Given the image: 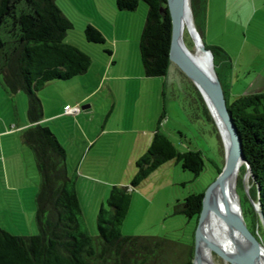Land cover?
Returning <instances> with one entry per match:
<instances>
[{"label":"rangeland","instance_id":"1","mask_svg":"<svg viewBox=\"0 0 264 264\" xmlns=\"http://www.w3.org/2000/svg\"><path fill=\"white\" fill-rule=\"evenodd\" d=\"M201 1L202 5L199 4L194 11V17L192 16L193 23L205 47L215 55L217 76L224 87L226 99L232 102L240 96L263 93L264 23L252 20L254 7L247 3H243L242 6L219 5L216 0H211L206 21V0ZM222 2L225 3V0ZM56 4L73 23V29L67 33L63 42L78 47L90 56L93 65V71L89 74L90 80L96 78V70H99L101 65H123V68L116 67L122 69L118 73L119 76L135 78L137 73L143 74L139 39L147 12L145 3L140 2L133 12L119 11L115 0H56ZM87 25L100 30L105 39L103 44H92L85 40L84 30ZM184 41L194 52V45L188 34L185 35ZM116 44L118 52L114 59L115 64H111L114 55L109 56L107 51L114 53ZM258 48L260 52H257ZM173 65L170 64V72L167 74L170 84L165 88V95L159 94L157 100L151 98L148 102L147 96L152 88L145 85L142 102L137 108L139 111H146L149 104L151 116L154 115L155 121L157 118L161 120L158 131L165 134L179 152H200L203 169L195 176L192 172L184 170L181 162L170 160L149 174L137 188H128L131 195L130 204L120 227L121 235L160 239L166 248L165 251L150 257L146 264H181L185 261L186 248L191 246L195 219H187L176 214V206L189 195L204 192L216 179L218 170L222 169L225 162V146L218 127L214 121L213 126L208 120L192 86L180 82L179 77L183 76L178 70V74L172 72ZM82 77L84 76L67 81H54L52 83L55 87L51 91L55 96L59 95L60 99L71 100L74 96L68 94L72 91L71 83L83 79ZM143 79L147 80L144 76ZM153 81L159 83L161 78H155ZM131 82L122 81L114 91V97L118 100L114 109L116 115L122 113L124 105L125 111L131 109L132 96L135 94L133 86L137 84L136 81H133V84H130ZM87 83L90 84V81ZM0 85H3L1 79ZM76 87L81 89L79 86ZM45 92L48 93V90H40L37 93L39 99ZM8 95L3 96L0 89V228L16 236H34L38 233L35 199L40 178L32 151L23 145L21 133L18 134L11 125L13 123L21 126L26 122L27 97L22 92ZM109 105L105 94L93 99V107L96 110L94 112L97 115L107 112ZM163 108L166 116L162 113ZM126 136L131 138L130 135H123L124 138ZM118 137L112 134L104 140L111 141ZM103 153L105 155L99 153L100 157L109 154L108 151ZM96 159L84 164V170L87 172H78V176H89L88 179L93 182L88 184L97 191L92 193L90 189L88 191L90 195L92 193L90 197L83 192L80 199L82 205L80 208L83 209L81 226L91 237H97L96 217L100 208L97 204H100L104 197L101 194L106 195L103 201L106 208L110 189L113 186L128 187L135 174L136 163L130 166L112 163L109 166V158L105 161ZM118 181L126 185H116ZM103 189L107 192L102 191ZM248 189L249 171L243 166L239 168L235 193L241 211L244 208L245 212L249 210L244 197V192L248 193ZM252 206L255 207L254 202ZM241 213L242 222L246 225L245 219L248 218ZM142 254L135 256L128 253L131 264L142 261ZM234 254L242 258L244 253L238 250L234 251ZM212 259L215 264H229L217 257Z\"/></svg>","mask_w":264,"mask_h":264},{"label":"trees","instance_id":"2","mask_svg":"<svg viewBox=\"0 0 264 264\" xmlns=\"http://www.w3.org/2000/svg\"><path fill=\"white\" fill-rule=\"evenodd\" d=\"M140 2L147 6L139 39L143 76L161 78L171 64L168 57L171 22L166 0H115L117 9L127 12L135 11ZM201 3V0H190L193 17ZM72 29L73 23L59 9L56 0H0V79L7 93L22 92L27 97L26 120L32 127L23 132V139L33 153L40 178L35 199L38 233L16 236L0 228V264H131L128 253L135 256L143 253L142 261L137 264H146L150 257L166 248L160 239L121 235L120 227L130 204L128 188H137L149 174L170 160L181 162L184 170L198 176L203 169L202 155L196 151L179 152L165 134L155 131L149 148L135 163L129 186H113L106 200L107 207L99 208L97 237L83 231L75 184L66 170L65 151L51 130L39 124L43 108L37 95L45 84L70 80L84 74L91 65L87 53L63 42ZM84 35L88 43L105 42L95 26L87 25ZM107 54L111 56L112 52ZM177 70L191 84L213 124L195 86ZM226 105L247 162L243 166L249 171V189L248 193L244 192L249 210L245 212L242 208L248 218L245 223L250 232L259 229L263 234L252 202L259 203L264 218V92L240 96L232 102L226 99ZM203 193L191 194L176 206V214L195 219L191 246L186 248L185 261L181 264H193L194 231Z\"/></svg>","mask_w":264,"mask_h":264},{"label":"crops","instance_id":"3","mask_svg":"<svg viewBox=\"0 0 264 264\" xmlns=\"http://www.w3.org/2000/svg\"><path fill=\"white\" fill-rule=\"evenodd\" d=\"M216 1L219 5L233 6H242L244 5L243 3H247V5L254 7L252 20L258 23H264V0H231V2L229 0H225V3L222 2V0ZM212 3L214 4V1ZM210 4L211 0H206V21L208 20V6H210ZM117 52L118 46L116 44L115 52L112 53V56L114 55V57L111 59V64H115L114 59ZM257 52H260L259 48L257 49ZM119 66L123 68V65H101L99 70H96V78H94V80L91 79L92 81L89 78V74L93 71V65L89 66L86 72L82 74L84 76L82 77L83 79L73 81L75 83H71L72 91L68 93L74 95L71 100L63 98L60 99L61 97L57 94L55 96L53 91H51L52 88L55 87V84L52 82L45 84V86L41 89V91L47 89L48 93L45 92V95L40 98L43 115L39 124L50 129L60 145L63 147L65 151L67 174L74 181L75 191L80 206H82L80 199L83 192L84 195H89V197L93 192H97L96 189L92 188L88 184V182H93L91 179H88L89 176H78L79 171L87 172V170H84L83 167L85 163H89L96 158V160L101 159V161L102 159L105 161L109 158V166L112 165V163L130 166L144 155L145 150H147L150 142L152 141L154 132L161 126L160 118H157V121H155L153 118L154 115L151 116L149 104L146 111L141 110V107V111H139L137 106L139 107L142 102L144 92L143 88L145 85L152 88V91L148 93L147 96L148 102L151 98H155L157 100L159 94L165 95V88H168V85L170 84L167 78V74L170 72V66L167 74L164 77H161V81L159 83L157 81H153L155 78H149L145 81L142 73H137L135 78L119 76L120 74L118 73L122 71V69H116V67ZM173 66L174 69L172 72L174 74H178L176 66ZM179 78L180 82L191 86L189 82L186 83L187 80L184 77ZM129 80L132 81L130 84H133V81H136L137 83L136 86H133L135 94L132 96L133 101L131 109L125 111L124 105L122 113L120 115H116L114 109L116 101L118 100L114 97V91L118 89V87L122 84V81ZM88 81H90V84L87 83ZM138 84L140 87H138ZM0 86L2 95L9 96L4 86ZM76 86H79L81 89H77ZM148 91L149 90H147V92ZM77 92L79 94H76ZM102 94L106 95L110 105L107 112L102 113V115H97L94 112L96 110L93 107V99ZM66 106L77 108V112L65 113L64 108ZM164 110L165 109L163 108L162 113L166 116ZM129 111L131 112L128 113ZM164 120L166 121L167 117H165ZM11 125L15 131L17 130L18 134L21 133L20 138L23 145L26 146L23 139V132L32 126L28 124L27 120L21 126H17L13 123ZM112 134L118 135L119 137L111 141L108 139L107 141L104 140L108 137V135ZM123 135H130L131 138L128 136L124 138ZM105 151H108L110 155L106 154V156L100 157L99 153L105 155L103 153ZM100 165H102V162ZM123 183L124 182L118 181L115 184L126 185ZM90 189L92 190L91 195L88 193ZM102 191L107 192L106 189H103ZM101 196L104 197L102 198L100 204H97L100 205V207L103 206V201L106 198L105 194H101ZM81 211L83 212L82 207Z\"/></svg>","mask_w":264,"mask_h":264},{"label":"water","instance_id":"4","mask_svg":"<svg viewBox=\"0 0 264 264\" xmlns=\"http://www.w3.org/2000/svg\"><path fill=\"white\" fill-rule=\"evenodd\" d=\"M166 5L171 22L169 61L193 83L201 95L212 120L218 127L225 146V162L222 170L203 193L201 211L194 231L195 250L193 264L199 262L201 251L206 255L217 257L229 264H264V218L259 203H255L254 209L258 214L263 234H260L259 229H256L255 233H252L244 222L235 224L227 215H223L225 223L233 227L242 237L246 238L248 254H243L242 258L237 257L232 252L226 251L216 241L209 230L210 223L208 226H205L208 215L218 196H221L224 200L221 206L222 211L229 209L225 199L224 183L239 165L241 167L243 165L247 166V162L241 151L237 132L227 110L223 88L214 69L213 54L209 49L205 48L194 26L190 0H166ZM186 15L190 16V26L186 25V32L194 45V53L189 50L184 41L183 20ZM197 45L199 47L198 52L196 50ZM217 120L224 128L228 138V147H226ZM239 207L241 210L240 203Z\"/></svg>","mask_w":264,"mask_h":264},{"label":"bare ground","instance_id":"5","mask_svg":"<svg viewBox=\"0 0 264 264\" xmlns=\"http://www.w3.org/2000/svg\"><path fill=\"white\" fill-rule=\"evenodd\" d=\"M186 25L190 26L189 15H186L183 20L184 33L186 30ZM196 50L198 52L199 50L198 45ZM217 124L225 141L226 147H228V138L226 136L224 128L218 120H217ZM239 168H241V165L238 166V168L229 176V178L224 183V191L226 194L225 199L229 209L225 210L226 212L222 211L221 206L223 205L224 200L222 199L221 196H218L217 199L215 200L213 208L211 209L208 215V219L205 222V226H208V224L210 223L209 230L212 232L211 235L226 251L234 253V251L240 250V253H244L245 255H247L248 245L246 238L242 237V235L239 234L233 227L225 223L223 217V215L225 214L229 217V219L233 223L235 224L242 223V213L239 207V200L235 193V186L238 178ZM196 264H215V263L213 262L211 255L208 254L206 255L201 251L199 262H197Z\"/></svg>","mask_w":264,"mask_h":264},{"label":"built area","instance_id":"6","mask_svg":"<svg viewBox=\"0 0 264 264\" xmlns=\"http://www.w3.org/2000/svg\"><path fill=\"white\" fill-rule=\"evenodd\" d=\"M64 111H65V113H75V112H77V108H71L69 106H66L64 108Z\"/></svg>","mask_w":264,"mask_h":264}]
</instances>
